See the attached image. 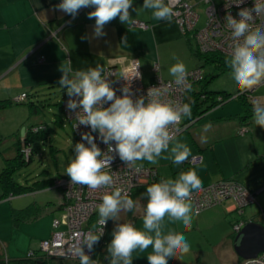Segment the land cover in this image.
Returning <instances> with one entry per match:
<instances>
[{"label": "clouds", "instance_id": "clouds-1", "mask_svg": "<svg viewBox=\"0 0 264 264\" xmlns=\"http://www.w3.org/2000/svg\"><path fill=\"white\" fill-rule=\"evenodd\" d=\"M176 0H143L142 8L151 10L156 21H170L174 16ZM133 0H58L57 8L75 15L81 7L92 6L87 12L94 18L93 34L104 35L106 22L118 17L124 24L132 23L129 8ZM254 17H264V8L247 11L238 19L228 16L226 24L231 32V58L225 68L234 87L245 91L264 82V31L251 32L255 24ZM139 64L130 75H120L125 81L139 77ZM61 75L60 88L70 97L67 107L76 112L79 124L90 127L92 131L81 132V140L71 143L73 155L65 167L72 184L87 185L91 189L110 187L104 191L95 208L98 213L96 224L87 231L77 233L70 247L71 253L79 259V264H97V261L85 251H91L104 234V225L108 220L115 221L111 230V239L105 245L107 264H133L134 253H148L147 264H170L190 251L191 245L182 235L174 233L163 235L165 224L190 230L194 209L191 199L203 191L196 174L177 175L175 179L161 178L147 185L143 195V227H137L131 221L120 222V212L136 208L135 201L128 193L131 189L111 187L113 175L109 171L116 153L126 165L139 170L143 165L138 161L155 164L161 154L168 152V158L179 167L187 165L191 155L187 144L177 136L183 120L192 115L191 103L169 97L166 85H152L146 94L131 93L130 84L121 87V95L104 75V66L73 68L71 59H65L59 65ZM168 72L177 87L191 90L187 80V67L183 61L171 64ZM75 97V98H73ZM110 103L104 106V102ZM255 125L264 126V103L253 105ZM73 126H76L75 123ZM93 132L96 133L94 137ZM212 128H205L204 136L211 134ZM106 146L102 150L96 140ZM86 141V143H85ZM112 141L115 143L113 144ZM203 145V142H202ZM132 187H135L134 185ZM255 202V201H254Z\"/></svg>", "mask_w": 264, "mask_h": 264}, {"label": "crops", "instance_id": "crops-1", "mask_svg": "<svg viewBox=\"0 0 264 264\" xmlns=\"http://www.w3.org/2000/svg\"><path fill=\"white\" fill-rule=\"evenodd\" d=\"M185 1L188 2V0ZM57 3L58 0H0V99H13L21 93H26L28 98L34 99L46 88H57L63 93L64 89L58 85V79L61 75L59 65L66 58L71 59L73 68L85 69L90 66L94 67L96 64H101L104 67L111 65L122 69L131 60L136 59L141 72L150 68L151 76L153 65L157 63L161 76L166 79H173L162 68L161 64L167 56L174 52L175 45H182V41L186 46L188 45V41L183 37L174 19L156 21L151 17L150 9L141 7L143 0H133V5L129 8L132 20L139 19L147 22L148 26L146 28L124 24L116 17L103 26L104 35L95 36L93 34L95 20L87 15L92 6L81 7L77 14L71 18L73 15L57 8ZM68 18H71L70 21L64 25ZM230 88L233 92L237 91L234 85ZM250 96L253 105L257 101L264 103V85H259L252 91ZM238 102L240 103L239 99ZM215 108H212L215 115L211 116L209 121L204 122L205 124L213 122L221 125L223 130H225L227 121L232 123L233 128L236 127V129L240 125H245L246 129L242 133H250L248 137H251L253 141L255 132L258 135L264 132V126L255 125L253 114L248 118H242L244 111L241 103L237 105L236 109ZM7 111L8 108L0 110V134L5 131L6 123L11 122V117L7 115ZM203 115L204 113L195 117L193 123ZM237 121L239 122L237 123ZM18 130L19 128H17ZM7 134L5 136H8ZM193 139H195L193 141L194 147L190 148V155L201 153L203 161L197 166H191L193 170L185 169L188 164L181 168L177 167V169L168 166L167 163L157 165L156 162L149 165L156 168L159 179H175L178 174L188 175L194 173L203 187L228 178H233L241 183L236 177H238L237 173L243 166L255 162L256 159L264 161V149H257L258 146L254 142L248 144L249 148L246 150V154L240 155L239 152L236 154L233 148L229 146L230 150L227 149L226 154L223 155L216 144L211 145L209 150V148L205 149L203 147L201 139L197 140L195 137ZM240 139L244 141L246 138ZM0 157L1 170L3 167L1 161L2 163L4 161L2 155ZM251 186L253 189H249L254 194L261 193L264 190L258 183H252ZM28 195L25 193L7 199L0 198V206L3 202H7L8 205L14 204L10 209L6 205L0 207V219L9 223L12 220V209L29 204L22 205L18 203L20 199ZM56 195L54 193V197L47 200L49 205L46 203L42 208L46 209L54 206L61 210ZM136 199H138L136 200L138 206L131 211L137 216L132 222L137 227L142 228L144 205L139 198L136 197ZM189 203L194 209L193 203L191 201ZM238 209L234 199L227 197L220 203L206 207L198 213L194 211L190 230L185 231L179 226L165 224L163 235L167 236L171 233L177 236L182 235L189 241L190 251H193L195 255H201L198 247H192V243L197 239L199 241L202 232L209 229L210 226L213 229L214 226H220L222 247H225L227 251L240 259L233 262L237 261V264H243L244 258L240 257L234 250L233 241L236 232L233 231V224L240 221L245 223L247 220L260 222L259 220H262V218L253 206L250 209L243 207L242 214ZM53 218H56V216L50 215L48 228H50ZM31 220L34 219L27 221ZM50 233L49 231L48 233H41L40 239L48 237ZM134 255L135 264H147L151 252L134 253ZM170 264H182V261L173 259Z\"/></svg>", "mask_w": 264, "mask_h": 264}, {"label": "rangeland", "instance_id": "rangeland-1", "mask_svg": "<svg viewBox=\"0 0 264 264\" xmlns=\"http://www.w3.org/2000/svg\"><path fill=\"white\" fill-rule=\"evenodd\" d=\"M213 1L216 5H219L220 3V0H213ZM188 2L191 5H194L195 10L199 13V20L196 23V28L202 27L204 25V21L206 17L205 9L207 7V3L203 2L202 0H188ZM73 17L74 16H72L71 18ZM71 18H68V20H66L64 25L67 24ZM137 20L143 21L139 19ZM191 40H192L191 43L194 45V41H196L195 38L194 40L193 39ZM187 46L184 43V41H182V45L180 44L175 45L174 52L171 55L167 56L163 61V63L161 64L162 68L165 69L167 73H169L168 72L169 66L177 61H183L187 67V71L194 67L201 66V69L205 73H207L209 77V80L206 84L208 90H213V91L226 90L227 92L232 93V95L229 97L230 98L229 100L224 102L223 105L222 104L217 105L216 108L221 107V108H227L229 110L236 109L237 105H239L240 103L238 102V99L235 98L234 96L237 95V92L238 93H243V92L240 90H237L235 92L230 90L231 89L230 87H232L233 84L231 82V79L227 71L221 72L219 71V68L215 64L205 62L202 59H197L194 55H192L189 45ZM201 51L205 53V52H216L217 50L206 49L205 51H203L202 49ZM221 54L228 58H231V55L229 54L226 55L223 53ZM151 73L152 72L150 71V68H147L141 72V76L143 77L144 83H146L149 80ZM162 77L164 78V76ZM261 84L264 85V82H262ZM259 85L253 86L252 87L253 91ZM250 95H252V92L250 93ZM61 97H62L61 90L57 88L55 89L46 88L43 89L42 92H40L37 95V97L33 99L35 104H37L38 106L37 113H29V107L27 105V102H25L26 96L22 97L21 99L22 101L20 99H16L17 101H21V102H14L8 108L7 115H10L11 122L9 123L10 126L8 123H6L7 126L5 128V131L2 132V134L3 136H5V134L9 132L10 133L7 134L8 136H6V138L4 137L3 139L2 137L4 141L2 143L0 142V156L2 155L1 150L3 149L8 157L14 156L16 152V143L18 142V138L16 137V134L12 135V133H17V128H20V126L30 125V124H41L42 126L46 125L47 129H45V131L46 130L48 131L47 137L45 139L35 138L33 139L30 145H28L29 142H25V138H24L25 135L22 137L21 142H23L24 144L22 147L23 155L25 156V152L27 151L26 146H30L32 148V155L30 162L19 166L14 171V180L19 184L33 185L36 181L43 180L46 178L67 177V175H64L66 174L64 173V170L69 160L71 159L72 155L74 154L71 143L74 145L76 143V138L72 131L70 122L66 119L64 113L61 111V107L59 106ZM212 110L213 109H209V111L207 110L200 119L194 122L195 124L193 123V121H195V117L194 118L190 117L188 119L189 123L186 124L184 130L179 135H177L179 139H181L185 144H187L189 150L190 148L194 147L193 144V141L195 140L193 139L194 137L197 138V140L198 139L202 140L203 147H205V149L209 148L210 150L211 145L216 144L217 147L221 150V153L223 155L226 154V151L227 149H229L228 148L229 146L233 148L236 154L238 152L240 155L246 154V150L249 148L248 144L249 143L253 144V142L256 143V146H258L257 149H262V150L264 149V132H261L259 135L255 132V135H253V139H254L253 141L251 137H248L250 133L248 132L242 133L244 131L240 130L242 129L241 127L246 128L245 125L242 126L240 125L236 129V127L233 128L232 123H228L227 121L224 128L225 130H223L221 128V125L216 123L208 122L207 124H205L204 122L209 121V118L215 115V113ZM238 122L239 121H237V123ZM208 127L212 128V132L208 136H204L203 131L205 128ZM82 128L84 129L82 130V132L87 131L83 127V124H82ZM9 135L12 136L9 137ZM243 135L247 137H244ZM240 138H246V139L242 141V139ZM168 155H169L168 152L166 151L163 152L157 160V165H160L162 163H167L168 166H171L173 168L176 169L177 167L181 168L175 165L173 161L170 158H168ZM137 163H141L143 165L152 164L151 162H148L146 160L138 161ZM3 164L4 163H2L1 161V166H3ZM185 169L193 170V167L188 165L187 167H185ZM237 175H238V177H236L237 180H239L245 187H248L247 188L248 190L253 189V187L251 186L252 183H258L259 186L264 188V161L256 159L255 162L245 167L243 166L242 169L238 171ZM64 188H65L64 184L61 183L55 184V179H54L52 187L26 193L29 195L27 197H23L22 199H20L18 203H21L22 205H25L27 203L34 205L37 203L41 207L47 203L48 199L54 197V193L57 194L56 199L61 203V200L63 198ZM254 196H255V202L253 201L248 204H245L243 207L250 209V207L253 206L255 210L258 211V213L262 218V220L261 219L259 220V217L257 216V219L260 222L264 223V218H263L264 215L262 216V213L264 214V190L261 191V193L254 194ZM12 197L15 196L14 195L7 196L3 199L12 198ZM136 200L138 199H135V201ZM60 203H59V207L61 208V210L62 209L64 210L66 207V203H64V201L62 204ZM3 205L8 206L9 209L12 206H14V204L8 205L7 202L1 203V206ZM40 210L41 209L37 210V212L40 213L38 214L37 217L34 218V220L31 221L25 220L17 225L12 223L11 219L9 223H7V221L0 219V261L24 258L29 251H33V252L35 250L39 251V244L40 241L42 240L40 239L41 233H45V232L48 233V231L51 232L52 229V226L48 228L49 226L48 221L50 220V215H55L56 218H62L63 220V215H64L63 210L61 211L60 209H57L54 206L46 209L43 208L41 211ZM95 212L96 211L93 212V215ZM241 214H242V210H241ZM129 215H131V211L121 210L120 222L127 221L130 218ZM247 221H254V220H247ZM240 228L236 230L234 229L233 226V231L237 233L240 230ZM200 237L201 239L199 241L197 239L194 243H192V247L194 246L198 247L199 249L198 251L201 253V255H195L193 254V251H189L186 254H182L180 259H178L182 261V264H237V261L235 262L233 261L240 260L236 255H233L230 251H227L225 247H222L220 241L221 240L220 226H214V229L212 226H210L209 229H206L202 232V236L200 235ZM42 256L45 259L49 258L48 264H78L77 262L79 261L77 257L63 258L60 256L56 257L57 255L48 256L43 254ZM42 256L39 258V260H43Z\"/></svg>", "mask_w": 264, "mask_h": 264}, {"label": "built area", "instance_id": "built-area-1", "mask_svg": "<svg viewBox=\"0 0 264 264\" xmlns=\"http://www.w3.org/2000/svg\"><path fill=\"white\" fill-rule=\"evenodd\" d=\"M207 3L205 9V21L202 27L196 28V23L199 20V13L195 10L194 5H191L185 0H176L174 3V16L173 19L179 25L181 32L193 31V37L196 40L197 46L200 50L212 49L217 50L223 54L232 55L231 32L226 24V18L232 16L236 19L239 16L249 10L256 11L258 7L264 8V0H220L219 5H216L213 0H202ZM255 24L251 28V32L254 34L257 31H264V17H254ZM131 25L146 28L148 26L145 21H138L133 19ZM139 64L136 59L129 62L126 67L118 69L115 66L104 67V75L109 81L110 85L114 88L117 95H121L122 85L128 83L131 88V95L133 99L137 95L146 94V90L152 85H166L169 88V97L180 100L190 101V91L182 90L177 87L174 79H164L158 68V64L153 65V74L149 80L144 83L143 77H133L131 81H125L120 75H130L135 70V65ZM138 71L141 73L140 66L138 65ZM203 79V70L201 67H194L187 71V80L191 83L193 88L194 85L199 83ZM253 88L247 89L242 92L250 93ZM25 94L22 93L17 96L16 99H22ZM70 97L68 94L65 95L62 107L68 120L72 123V129L77 137V140H81V132L84 130L82 124L76 121V112L73 109L67 107V101ZM75 98V97H73ZM110 103L104 102V106ZM189 118H186L181 122L180 131L177 132L179 135L186 124L189 123ZM75 123L76 126H73ZM83 127L87 131H92L89 126L84 125ZM241 131H245L246 128L241 127ZM36 129V128H35ZM94 137L96 133L93 132ZM86 143V141H85ZM96 143L102 150H106L107 146L99 139ZM114 144L115 142L112 141ZM115 159L111 162V168L109 171L113 175V185L111 187H121L123 189L132 190L137 186L150 184L152 182L159 181L157 176L156 168L149 165H143L139 170L135 167L126 165L116 153H113ZM203 161L201 153L191 155V160L188 163L190 166H197ZM64 184L63 198L66 207L64 209L63 220L62 218H54L52 220V233L40 241L39 251L44 255L72 258L75 256L71 253L70 247L74 243V237L77 233L87 231L90 227L86 226L93 212L96 210L95 206L100 201V197L104 191H110V187H102L97 189H91L87 185L72 184L70 178L62 177L55 180V184ZM135 187H132V186ZM60 186V185H57ZM231 197L234 199L238 206L239 212H241L243 206L250 202L255 201L254 193L248 190L241 183L233 178H228L211 183L203 187V191L195 195L191 202L194 205V211L200 212L206 207L220 203L223 199ZM66 215V216H65ZM243 222H236L233 224L234 229L238 230L242 226ZM86 252L89 250L85 247ZM29 255L34 254L33 251L28 252ZM4 264H7L8 260H1ZM243 264H264V250L259 252L256 256L246 258Z\"/></svg>", "mask_w": 264, "mask_h": 264}, {"label": "trees", "instance_id": "trees-1", "mask_svg": "<svg viewBox=\"0 0 264 264\" xmlns=\"http://www.w3.org/2000/svg\"><path fill=\"white\" fill-rule=\"evenodd\" d=\"M185 33V34H184ZM182 33L183 37L188 41V45L190 47L192 55H194L197 59H202L205 62L208 63H213L215 64L218 68L219 71L224 72L226 71L225 64L226 62L230 59L218 51L216 52H202L198 46L196 41H194V45L191 43V39L194 40L193 31H187ZM187 33V34H186ZM201 67V66H198ZM212 76V75H211ZM209 80V77L207 73L203 71V79L197 83L196 85L193 86V88L190 90V101L192 106V115L191 117L194 118L196 116H201L203 113H205L207 110L212 109L213 107H216L217 105L223 104L227 100H229L230 96L232 93L220 90V91H213V90H208L207 89V82ZM238 90V89H237ZM62 93L61 100L59 102V106L61 107V111L64 113L63 107H62V102L67 94V92ZM26 98H28V95L25 93ZM235 98L239 99L243 111H244V116L242 115V118H248L253 114V103L250 100L251 96L247 94V92L243 93H238L237 95L234 96ZM22 101V100H21ZM13 99H0V110L7 109L9 108L14 102H21ZM27 102V105L29 107V113H37L38 112V106L35 104L33 99L28 98V100H25ZM65 115V113H64ZM66 117V115H65ZM68 120V118L66 117ZM69 121V120H68ZM70 122V121H69ZM71 128H72V123ZM36 128V129H35ZM46 125H41V124H30V125H22L20 126L19 130L17 133H12L16 134V137L18 138V142L16 143V152L13 157H8L7 154L4 152V150H1V154L3 157V167L0 170V189H1V196L0 198H5L7 196H17V195H22L25 193H29L32 191L36 190H41V189H46L48 187L53 186L54 179L56 180L57 177L55 178H46L43 180L36 181L33 185H23L19 184L14 180V171L21 165H24L28 162L31 161V155H32V148L29 156L26 158L23 155L22 152V147H23V142H21L22 137L24 136L25 142H29L28 144H31L33 139L35 138H42L45 139L47 137L48 131L46 130ZM73 131V129H72ZM74 133V132H73ZM12 135H9L11 137ZM75 136V134H74ZM4 137L2 134H0V142L2 143L4 140ZM76 138V142L77 137ZM4 152V153H3ZM67 175V174H64ZM61 176V175H59ZM68 176V175H67ZM149 184H146L144 186H137L134 188L130 194V196L135 200L136 197L141 200L143 205L146 202V197L143 195L144 191L146 190V187ZM251 191V190H250ZM43 209L42 206L40 207L37 203L36 204H27L24 207L21 208H14L12 209V222L14 224H18L21 221L29 220V219H34L35 217L38 216L37 210ZM40 210V211H41ZM136 214L131 211V215H129V219L127 221H134L136 218ZM54 219V218H53ZM98 220V213L97 211L92 215L90 218L89 222L86 223V226L92 227V225L96 224ZM125 222V221H123ZM52 223V222H51ZM116 222L109 219L107 224L104 225V234L101 236L99 242H97L94 245L93 250H91V255L94 260L97 261V264H107V250L105 245L107 242L111 239V230L114 227V224ZM52 233V231H51ZM47 238V237H46ZM40 253V254H39ZM42 256V253L40 251L35 250L34 254L29 255L28 253L24 258H19V259H9L7 264H48L49 258L45 259L42 256L43 260H39V258ZM52 259V258H50ZM63 259V258H62ZM11 260V261H10ZM79 264V261L77 262ZM0 264H4L3 261H0ZM133 264H135V261L133 260Z\"/></svg>", "mask_w": 264, "mask_h": 264}, {"label": "water", "instance_id": "water-1", "mask_svg": "<svg viewBox=\"0 0 264 264\" xmlns=\"http://www.w3.org/2000/svg\"><path fill=\"white\" fill-rule=\"evenodd\" d=\"M235 252L242 258L256 256L264 250V223L247 221L242 224L233 241Z\"/></svg>", "mask_w": 264, "mask_h": 264}, {"label": "bare ground", "instance_id": "bare-ground-1", "mask_svg": "<svg viewBox=\"0 0 264 264\" xmlns=\"http://www.w3.org/2000/svg\"><path fill=\"white\" fill-rule=\"evenodd\" d=\"M185 34V33H184ZM187 34V33H186ZM28 145H30V144H28ZM26 148H27V151L25 152V156H26V158L29 156V154H30V152H31V147L30 146H26ZM24 150V149H23ZM63 201H64V198H62V200H61V204L63 203ZM63 210V209H62ZM96 211V210H95ZM63 212H64V210H63ZM53 232V231H52ZM89 253V255H91V251H89L88 252ZM43 254V253H42ZM44 255V254H43ZM56 257H58V255L56 256Z\"/></svg>", "mask_w": 264, "mask_h": 264}]
</instances>
